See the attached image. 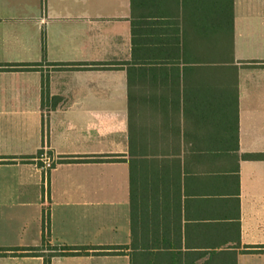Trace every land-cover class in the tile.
Segmentation results:
<instances>
[{
	"label": "crops",
	"instance_id": "obj_1",
	"mask_svg": "<svg viewBox=\"0 0 264 264\" xmlns=\"http://www.w3.org/2000/svg\"><path fill=\"white\" fill-rule=\"evenodd\" d=\"M168 6L0 0V264H264V0Z\"/></svg>",
	"mask_w": 264,
	"mask_h": 264
},
{
	"label": "trees",
	"instance_id": "obj_2",
	"mask_svg": "<svg viewBox=\"0 0 264 264\" xmlns=\"http://www.w3.org/2000/svg\"><path fill=\"white\" fill-rule=\"evenodd\" d=\"M132 1V10H133V32L135 38L133 39L135 49L137 47H142L140 38L136 34V25L140 22H151L155 24L158 28V25L162 23V19H165L168 16V2L175 0H131ZM186 2V0H183ZM212 0H210L211 2ZM217 7V16L219 11H223V4L225 5L226 14L230 11V18L233 24L234 18V0H215ZM168 6V7H167ZM221 7V10L219 7ZM135 23V25H134ZM154 58H152V61ZM158 61V60H157ZM158 63V62H156ZM129 86H131V77L129 72ZM129 158L126 160L129 163V174H130V220H131V129H130V138H129ZM131 235L132 240L129 245L125 246H102L98 249L107 250L113 249L115 253H125V249L128 250L127 255L130 258V264H182V255L176 252L175 249H170L169 247H164L163 249L159 247V232L145 233L141 230L140 226L136 225V218L134 212L132 214V224ZM139 228V229H138ZM167 246V245H166ZM74 247H63L56 248V253L51 255L46 259L45 264H51V257L54 255H67V254H76ZM32 253H35L37 249H30ZM103 251V252H104ZM105 253V252H104Z\"/></svg>",
	"mask_w": 264,
	"mask_h": 264
},
{
	"label": "built area",
	"instance_id": "obj_3",
	"mask_svg": "<svg viewBox=\"0 0 264 264\" xmlns=\"http://www.w3.org/2000/svg\"><path fill=\"white\" fill-rule=\"evenodd\" d=\"M46 172L53 168V161L50 158H45L44 166L42 167Z\"/></svg>",
	"mask_w": 264,
	"mask_h": 264
}]
</instances>
